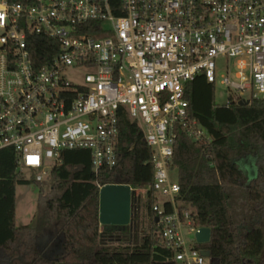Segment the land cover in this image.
<instances>
[{"label":"built area","instance_id":"1","mask_svg":"<svg viewBox=\"0 0 264 264\" xmlns=\"http://www.w3.org/2000/svg\"><path fill=\"white\" fill-rule=\"evenodd\" d=\"M36 37L51 40L43 63L33 59ZM220 59L226 105L264 95V0H0V150L13 149L37 181L64 151L89 150L97 174L117 164L124 108L153 150L154 179L140 189L154 193L163 243L176 262L206 264L185 234L200 227L179 209L170 165L178 127L208 137L186 89L200 75L215 84ZM77 69L90 70L83 83L70 77Z\"/></svg>","mask_w":264,"mask_h":264},{"label":"trees","instance_id":"2","mask_svg":"<svg viewBox=\"0 0 264 264\" xmlns=\"http://www.w3.org/2000/svg\"><path fill=\"white\" fill-rule=\"evenodd\" d=\"M10 3L24 0H7ZM119 0H111L114 4ZM50 39L36 37V63L51 57ZM215 84L203 75L187 85L189 113L206 130L195 141L177 128L171 171L181 191L177 204L189 209L195 227L212 230L208 243L193 245L210 251L206 264H264V98L241 106L218 104ZM117 164L95 173L89 150H67L56 165L49 192L35 174L27 179L17 167L13 149L0 150V264H181L163 243L155 221L153 191L147 195L150 232L131 244L101 242L103 233H131L130 226H101L100 186L126 184L143 188L154 179L153 150L139 124L124 108L119 111ZM245 161L256 176L247 180L239 166ZM39 187L35 225H18V185ZM133 194L135 192L133 191ZM166 212L171 206L165 205ZM102 227V229H101Z\"/></svg>","mask_w":264,"mask_h":264},{"label":"rangeland","instance_id":"3","mask_svg":"<svg viewBox=\"0 0 264 264\" xmlns=\"http://www.w3.org/2000/svg\"><path fill=\"white\" fill-rule=\"evenodd\" d=\"M219 67L217 68V80L215 83V90L214 96L215 101L218 104H225L228 101L229 93L228 88L226 85L221 84L220 82V75L227 72V59H220ZM233 63V61H232ZM88 69H77L71 71L70 77L74 82L83 83L84 82V74L89 72ZM233 81H237L234 76V72L231 76ZM232 93L236 94V90L232 89ZM251 96L250 93H245L243 98L249 99ZM260 98H264V95L260 94ZM248 164V163H247ZM245 164V161H240L239 166L244 170V174L247 180H251L256 176V172L252 167H247L248 165ZM23 175L27 179H32L34 174L33 171L30 169H23ZM171 178L173 181H177V172L171 171L170 173ZM54 182L53 177L46 176L42 181H40L42 187L44 188L45 192H49L52 184ZM145 193V192H144ZM144 193L141 191L140 188L137 187V190L134 194L135 200V208L133 210L132 217L133 221L130 225L131 233H112V232H104L101 242L115 247L120 244H131L136 240L142 238L144 235L150 232V216L147 213V199L144 196ZM17 201H16V216H17V224L18 225H35L36 224V216L39 212L38 206V196H39V187L34 184H23L18 185L17 190ZM146 194V193H145ZM185 234L187 239L190 243L195 244L196 238L194 234L188 233V228L185 227Z\"/></svg>","mask_w":264,"mask_h":264},{"label":"water","instance_id":"4","mask_svg":"<svg viewBox=\"0 0 264 264\" xmlns=\"http://www.w3.org/2000/svg\"><path fill=\"white\" fill-rule=\"evenodd\" d=\"M250 100L242 99L239 105L245 106ZM132 189L126 184H107L100 188L99 221L102 225H125L130 222V200ZM158 221V218L155 219ZM212 230L201 227L196 233L197 243H208L211 239ZM206 258L210 257V251L201 250Z\"/></svg>","mask_w":264,"mask_h":264},{"label":"crops","instance_id":"5","mask_svg":"<svg viewBox=\"0 0 264 264\" xmlns=\"http://www.w3.org/2000/svg\"><path fill=\"white\" fill-rule=\"evenodd\" d=\"M142 191V190H141ZM147 195L148 194H145L144 193V196H145V198L147 199ZM134 208H135V200H134V194H133V191H132V193H131V200H130V222L128 223V224H125V225H111V226H130L131 225V223L132 222H134L133 221V218L134 217H132V214H133V210H134ZM101 224V223H100ZM101 226H104V225H102L101 224ZM101 229H102V227H101Z\"/></svg>","mask_w":264,"mask_h":264}]
</instances>
